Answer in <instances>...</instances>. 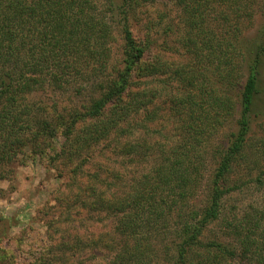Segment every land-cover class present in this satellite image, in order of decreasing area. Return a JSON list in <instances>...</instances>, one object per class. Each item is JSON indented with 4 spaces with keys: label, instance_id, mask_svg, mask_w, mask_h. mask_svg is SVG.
Masks as SVG:
<instances>
[{
    "label": "trees",
    "instance_id": "obj_1",
    "mask_svg": "<svg viewBox=\"0 0 264 264\" xmlns=\"http://www.w3.org/2000/svg\"><path fill=\"white\" fill-rule=\"evenodd\" d=\"M157 1L180 10L191 57L181 67L154 55L159 44L150 33L140 40L134 31L136 9ZM263 6V0H0V179L27 148L33 154L50 148L51 162L76 164L73 174L83 172L95 144H104L97 155L107 147L121 158L112 181L97 173V212L113 217L110 235L89 239L75 228L73 237L52 242L48 254L60 253L57 259L39 257L38 264H73L71 257L89 264L102 257L101 247L111 252L104 264H264V208L227 209L224 201L252 182L264 184V151L251 143L253 122L264 116V27L254 40L246 35ZM117 36L121 59L114 65ZM169 72L162 90L170 96L177 90L170 106L183 139L121 141L128 117L144 110L151 117L157 90L149 97L145 80ZM47 87L87 94L86 105L58 110L31 98ZM230 123L235 129L215 143L211 168L209 143ZM131 165L145 170L137 176ZM255 171V180L244 179L243 172ZM216 222L228 242L205 239Z\"/></svg>",
    "mask_w": 264,
    "mask_h": 264
},
{
    "label": "rangeland",
    "instance_id": "obj_2",
    "mask_svg": "<svg viewBox=\"0 0 264 264\" xmlns=\"http://www.w3.org/2000/svg\"><path fill=\"white\" fill-rule=\"evenodd\" d=\"M264 3V0H263ZM180 10L173 3L157 1L138 8L133 16L134 31L138 39L146 40L148 34L157 41L159 46L154 47L155 53H161V58L167 64L180 66L191 61L190 55L183 47V26L179 19ZM147 27L153 30L149 32ZM264 27V6L257 14L254 26L247 31L249 39H256ZM155 33V34H154ZM162 41L164 43H162ZM121 59V41L113 44V64L118 65ZM171 72L164 76H150L145 80V89L151 97V91L157 90V98L149 107L148 111L134 113L126 122L120 124V129L125 130L122 139L133 141H149L159 145L160 142L180 143L184 133L180 131L181 122L174 114L170 106L171 97H176L177 90L170 96L169 91L163 89L162 81L168 80ZM172 85L179 87L178 82ZM180 88V87H179ZM31 98L34 101H42L47 106L58 109H83L86 105L87 94L78 96L74 90L57 92L50 87L39 89ZM264 99V97H263ZM157 112L163 117L155 114ZM147 113V114H146ZM264 116L255 119L252 125L251 143H259V152L264 151ZM235 129V124L230 123L221 128L217 135L209 143L206 159L213 168L212 148L215 143H224L228 140L230 133ZM64 141L60 138L54 145L59 148ZM104 144L91 146L88 152L89 163L84 165L82 173H70L76 164H69L66 159L51 162L52 151L43 154H33L29 148L19 155L16 163L6 167L5 179H0V264H38L39 257L45 259H57L60 253L48 249L52 242L67 239L74 236L80 229L81 233L93 239L110 235L114 219L107 212H97V173L101 178L112 181L115 177V169H118L121 158L115 152L106 147L104 156L98 150ZM87 153V152H85ZM99 164L102 167H99ZM144 167L131 165L129 171L139 176L144 172ZM259 171L247 175L243 172L244 179L257 177ZM251 176V177H250ZM264 178V176H263ZM2 190V191H1ZM115 190L114 188L111 191ZM204 193L198 198V202L204 201ZM225 207L231 209L237 207L239 210L249 205L264 208V184L252 182L250 187L236 192L225 200ZM115 226V224H114ZM222 223L212 224L205 232V239H217L228 242L230 238ZM105 241V240H104ZM87 255L92 253L87 252ZM80 255V254H79ZM93 255V254H92ZM99 259L92 260L89 264H104L110 259L111 252L103 247L99 249ZM66 257H69L65 255ZM71 256V255H70ZM97 256V255H96ZM97 256V257H98ZM70 258V257H69ZM77 258L71 257L70 263H76ZM56 260L55 264H62ZM73 263V264H74Z\"/></svg>",
    "mask_w": 264,
    "mask_h": 264
}]
</instances>
